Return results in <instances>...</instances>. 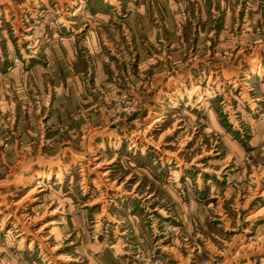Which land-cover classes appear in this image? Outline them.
<instances>
[{
  "label": "rangeland",
  "instance_id": "1",
  "mask_svg": "<svg viewBox=\"0 0 264 264\" xmlns=\"http://www.w3.org/2000/svg\"><path fill=\"white\" fill-rule=\"evenodd\" d=\"M0 264H264V0H0Z\"/></svg>",
  "mask_w": 264,
  "mask_h": 264
},
{
  "label": "crops",
  "instance_id": "2",
  "mask_svg": "<svg viewBox=\"0 0 264 264\" xmlns=\"http://www.w3.org/2000/svg\"><path fill=\"white\" fill-rule=\"evenodd\" d=\"M153 34L155 35V33L153 32Z\"/></svg>",
  "mask_w": 264,
  "mask_h": 264
}]
</instances>
